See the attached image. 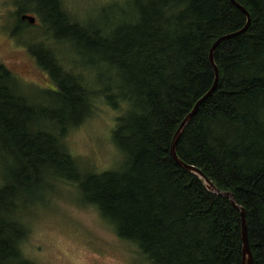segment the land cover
<instances>
[{"label": "trees", "instance_id": "1", "mask_svg": "<svg viewBox=\"0 0 264 264\" xmlns=\"http://www.w3.org/2000/svg\"><path fill=\"white\" fill-rule=\"evenodd\" d=\"M236 1L251 25L216 49L218 87L186 125L177 154L218 190L234 194L246 211L253 264H264V0ZM33 3L53 39L93 56L92 67L105 66L108 104L129 105L113 137L126 161L120 170L85 175L61 145L90 95L51 51L61 78L55 96L68 114L30 104L0 63V264H34L21 249L27 231L17 220L20 204L58 180L75 185L152 264H243L240 210L181 167L171 147L214 84L213 45L241 30L247 16L230 0H135L104 34L103 27L70 21L61 0Z\"/></svg>", "mask_w": 264, "mask_h": 264}, {"label": "rangeland", "instance_id": "2", "mask_svg": "<svg viewBox=\"0 0 264 264\" xmlns=\"http://www.w3.org/2000/svg\"><path fill=\"white\" fill-rule=\"evenodd\" d=\"M33 1L0 0V63L13 73L19 94L30 104L50 112L63 109L68 114L71 109L65 108L55 96L61 89L60 75L53 69L56 55L64 72L70 71L84 81L90 95L87 114L82 113L78 125L60 137L61 145L85 175L120 170L126 158L113 137L119 118L129 105L119 102L118 108H114L108 104V96L102 93L105 84H101L106 78L105 66L92 67L89 60L93 56L77 50L74 43L53 39L36 14ZM61 1L70 21L103 27L104 34L110 22L122 11L128 13L135 3V0ZM24 14L35 17V23L22 21ZM111 78L114 80V76ZM117 83L112 81L110 86ZM44 129L58 135L54 128ZM5 158L8 159L6 155ZM3 163L7 172L8 163ZM3 174L0 165V185ZM19 213L17 220L27 231L21 243L23 256L34 264H152L137 244L121 239L99 209L86 203L80 190L66 181H50L41 197L20 204Z\"/></svg>", "mask_w": 264, "mask_h": 264}, {"label": "water", "instance_id": "3", "mask_svg": "<svg viewBox=\"0 0 264 264\" xmlns=\"http://www.w3.org/2000/svg\"><path fill=\"white\" fill-rule=\"evenodd\" d=\"M239 10H241L246 16H247V23L246 25L239 31L224 35L222 37H220L216 43L213 45L212 49H211V53H210V61L211 64L215 70V81L214 84L212 86V88L210 89V91L201 99L198 101V103L196 104V106L194 107V109L192 110V112L184 119V121L182 122L181 126L179 127L174 139H173V143H172V147H171V155L174 158V160L183 168H185L186 170L194 173L196 176L199 177V179L202 181V183L206 186V188L210 191V192H214L217 193L219 195L225 196L227 198H229L231 204L237 208L238 210H240L241 212V232H242V242H243V264H253L254 262V258H253V254L251 251V247H250V241H249V234H248V223H247V218H246V211L245 209H243L241 206H239L236 203L235 200V196L233 193L231 192H224V191H220L218 190L215 185L213 184V182H211V180L209 178H207L205 176V174L198 168L188 165L185 162H183L178 154H177V145L179 142V139L181 138V135L186 127V125L193 119L194 115L196 114L198 108L200 107V105L207 99L209 98L217 89L218 87V83H219V79H220V72H219V68L216 64L215 61V51L218 48V46L220 44H222L223 42L235 38L237 36H240L242 34H244L250 27L251 22H252V18L250 13L246 10V8H244L241 4H239L236 0H230ZM21 20L22 21H28L30 24H34L36 21V18L33 16H29L27 14H24L21 16Z\"/></svg>", "mask_w": 264, "mask_h": 264}]
</instances>
